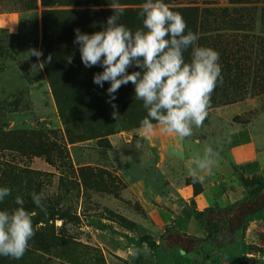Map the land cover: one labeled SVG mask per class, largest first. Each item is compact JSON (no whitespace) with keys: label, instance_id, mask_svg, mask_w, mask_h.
Masks as SVG:
<instances>
[{"label":"rangeland","instance_id":"rangeland-1","mask_svg":"<svg viewBox=\"0 0 264 264\" xmlns=\"http://www.w3.org/2000/svg\"><path fill=\"white\" fill-rule=\"evenodd\" d=\"M193 4L219 8V20L205 16V33L231 40L241 63L236 71L222 70L203 125L184 139L155 121L150 133L140 124L101 138H74L79 131L59 116L41 59L28 55L40 50V6L22 11L0 4V187L11 189L0 209L19 207L15 197L21 196L35 233L21 259L0 256V264H150L149 247L129 240L158 238L134 191L146 190L142 181L190 180L183 161L209 147L215 160L229 128L264 113V0ZM229 19L242 29L230 30ZM33 192L46 211L33 203ZM263 197L264 189L255 202ZM89 218L109 227L97 228Z\"/></svg>","mask_w":264,"mask_h":264},{"label":"trees","instance_id":"trees-1","mask_svg":"<svg viewBox=\"0 0 264 264\" xmlns=\"http://www.w3.org/2000/svg\"><path fill=\"white\" fill-rule=\"evenodd\" d=\"M241 1L231 0L236 3ZM144 2L145 0H0V4L12 3L16 10L22 11L40 6L41 64L59 116L65 124L79 131L74 138H101L118 130L136 127L147 116L146 110L143 112L140 106L143 102L135 98L134 86L129 83L115 94V111L118 113L115 119L114 109L107 102L109 83L105 82L103 87L93 83V75L103 71L102 67H85L80 59L78 45L74 44V29L88 34L100 31L116 8L124 9L120 23L133 31L142 28V17L138 13ZM163 2L170 10L183 16L187 25L185 31L190 30L198 36L199 46L210 47L219 53L221 72L237 70L241 57L236 56L231 48L235 44L230 40L232 45H229V40L223 41L220 34H206V28L203 27L207 23L205 16H213L209 20L211 23L219 20V8H199L193 4L195 0ZM171 3L178 4L170 5ZM233 20H227L229 29H242L240 23ZM213 30L216 29L209 31ZM212 36H215L213 40ZM190 53L191 49L184 53L185 60L190 59ZM49 56L51 62L47 61ZM135 70L139 69H128L129 72ZM239 179L244 194L238 200L222 207L214 205L202 210H190L202 236L185 233L173 235L170 232L174 228L167 227L157 240L150 236L137 239L131 237L129 240L136 246L145 243L149 247L150 264H247L246 254L261 250L254 244L246 243L244 233L251 221L264 220V197L259 203L255 202L264 189V171L261 177L239 176ZM250 203L253 205L248 207ZM89 223L97 228L109 227L94 218H89ZM187 253H192L198 258L197 261L187 258ZM46 260L50 264H56L51 259Z\"/></svg>","mask_w":264,"mask_h":264},{"label":"clouds","instance_id":"clouds-1","mask_svg":"<svg viewBox=\"0 0 264 264\" xmlns=\"http://www.w3.org/2000/svg\"><path fill=\"white\" fill-rule=\"evenodd\" d=\"M123 8L113 9L100 31L91 34L74 29V44L78 45L80 59L85 67L100 66L103 71L93 75V83L103 87L109 83L108 103L115 111L116 93L131 83L135 98L143 102L147 116L141 120L145 133L153 131V121L165 133H175L180 139L192 135L193 126L201 127L208 114L211 94L218 80L222 82L219 53L197 44L198 36L185 31L187 25L179 12L170 10L163 0H145L138 13L142 28L135 31L120 23ZM191 49L190 59L184 53ZM29 56L38 59L43 53L30 49ZM51 62V56L47 58ZM71 59H69V63ZM43 67V64H39ZM35 67V66H34ZM129 68L139 70L129 72ZM216 153L206 148L189 168L193 183H203L211 172ZM11 196V189L0 187V202ZM33 203L46 211L43 197L31 193ZM19 207L0 209V256L21 259L34 236L32 215L23 205L21 196L15 197ZM133 258L136 251H132Z\"/></svg>","mask_w":264,"mask_h":264},{"label":"crops","instance_id":"crops-1","mask_svg":"<svg viewBox=\"0 0 264 264\" xmlns=\"http://www.w3.org/2000/svg\"><path fill=\"white\" fill-rule=\"evenodd\" d=\"M249 115L247 120L227 130L224 148L214 160L211 172H198L205 177L203 183H193L189 168L195 169L196 166L194 159L189 158L183 163L186 170L184 177H190V180L171 178L166 183L156 179L154 183L142 181L146 190L141 187L134 191L158 236L167 227L174 228L170 232L173 235L202 236L190 210L226 206L244 194L239 176L251 178L263 175L264 113ZM244 240L248 244L264 246V220L251 221L245 229ZM186 257L193 261L198 259L192 253H187Z\"/></svg>","mask_w":264,"mask_h":264},{"label":"built area","instance_id":"built-area-1","mask_svg":"<svg viewBox=\"0 0 264 264\" xmlns=\"http://www.w3.org/2000/svg\"><path fill=\"white\" fill-rule=\"evenodd\" d=\"M261 250H255L248 252L246 256L248 257L247 264H264V246H257Z\"/></svg>","mask_w":264,"mask_h":264}]
</instances>
